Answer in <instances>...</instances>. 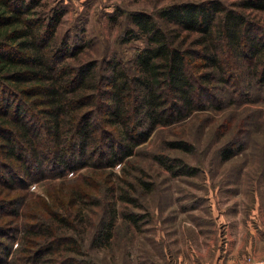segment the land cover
Returning <instances> with one entry per match:
<instances>
[{"label": "trees", "instance_id": "1", "mask_svg": "<svg viewBox=\"0 0 264 264\" xmlns=\"http://www.w3.org/2000/svg\"><path fill=\"white\" fill-rule=\"evenodd\" d=\"M43 1L0 0V215L20 217L27 195L13 192L26 189L25 180L47 177L48 164L57 175L124 162L123 175L109 174L107 203L91 238L82 193L76 196L81 208L76 212L51 211L48 218L22 223L24 228L15 222L23 234L18 250L22 264H95L89 248L109 247L120 218L136 228L145 218L122 205L142 208L139 189H154L141 176L130 179L129 169L136 164L129 159L137 147L158 127L208 109L207 99L222 104L217 95L243 97L249 93L242 89L246 82L264 91V23L248 12L264 11V0H240L234 4L239 8L221 0L179 2L157 15L132 11L129 18L137 28H130L125 42L145 40L134 57L136 67L128 68L130 73L115 56L106 61L112 73L100 77L98 61H68L78 55L67 40H56L64 11L49 16ZM167 22L178 25L180 42L171 38ZM232 57L251 60L242 72L243 84L238 66L229 62ZM169 145L192 149L185 140ZM243 148L228 143L219 158L227 161ZM155 159L175 176L198 173L181 159L163 154ZM2 246L9 256L11 248Z\"/></svg>", "mask_w": 264, "mask_h": 264}, {"label": "rangeland", "instance_id": "2", "mask_svg": "<svg viewBox=\"0 0 264 264\" xmlns=\"http://www.w3.org/2000/svg\"><path fill=\"white\" fill-rule=\"evenodd\" d=\"M187 1L206 0H44L43 8L49 16L53 11H64L56 40H67L78 55L68 61L76 65L96 60L101 66L97 74L100 77L112 73L106 61L115 56L130 73L136 67L134 57L145 40L139 37L125 42L130 28H137L129 18L130 12L157 15L166 6ZM221 1L232 6L240 0ZM248 12L264 23V11ZM167 25L171 38L180 42L183 36L177 35L178 25ZM229 62L238 66L236 74L243 84L242 72L251 60L232 57ZM242 89L251 94L234 100L231 94L217 95L222 104L207 99L208 109L195 110L185 120L158 127L147 142L137 147L136 156L129 159L136 164L129 169L130 179L141 176L153 183L154 189H139L142 208L122 205L126 211L145 218L138 228L120 218L109 247L89 248L95 264H264V91L251 82ZM180 140L190 143V152L169 145ZM228 143H233L235 149L244 148L223 162L220 151ZM107 148L104 145L103 150ZM161 154L183 160L198 170L197 175L175 176L155 159ZM124 166V162H118L113 167H86L55 175L48 164L47 177L25 180L26 189L13 192L27 195L21 209L23 216L0 215V264L2 260L4 264H22L18 250L23 234L17 233V222L24 228L22 223L48 218L51 211L76 212L81 209L76 203L80 193L88 204L85 212L91 238L107 203L109 174L123 175ZM7 221L11 224H4ZM249 226L255 227V234ZM3 244L11 248L9 256L2 251Z\"/></svg>", "mask_w": 264, "mask_h": 264}, {"label": "crops", "instance_id": "3", "mask_svg": "<svg viewBox=\"0 0 264 264\" xmlns=\"http://www.w3.org/2000/svg\"><path fill=\"white\" fill-rule=\"evenodd\" d=\"M250 227V230L253 231V233L255 234V227L253 228L252 226H249Z\"/></svg>", "mask_w": 264, "mask_h": 264}, {"label": "built area", "instance_id": "4", "mask_svg": "<svg viewBox=\"0 0 264 264\" xmlns=\"http://www.w3.org/2000/svg\"><path fill=\"white\" fill-rule=\"evenodd\" d=\"M249 260H251V259H249ZM238 264H245V263H243V262H240V263H238Z\"/></svg>", "mask_w": 264, "mask_h": 264}]
</instances>
